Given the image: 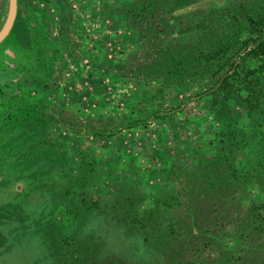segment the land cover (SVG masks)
<instances>
[{
	"label": "rangeland",
	"instance_id": "374dc122",
	"mask_svg": "<svg viewBox=\"0 0 264 264\" xmlns=\"http://www.w3.org/2000/svg\"><path fill=\"white\" fill-rule=\"evenodd\" d=\"M126 1L16 0L12 25L0 41V133L29 120L32 129L15 142L20 155L15 153L11 172L17 174L8 180L25 201L8 203L11 194L0 188V264H160L158 254L109 225L99 211L81 219L84 206L78 200L98 208L121 192L135 196L140 210L161 191L171 192L172 164L190 166L215 153L226 126L207 110L210 95H195L210 85L208 78L192 75L175 83L128 74L137 63L138 43L137 29L119 10ZM232 8L239 15L238 0H224L219 11L225 15ZM6 10L7 0H0V27ZM241 68L255 70L264 81V52L245 58L237 71ZM236 79L246 85L243 76ZM156 89L162 99H154ZM155 110L162 116L146 118ZM231 115L247 127L242 109L233 107ZM45 119L43 128L35 127ZM259 130L264 135V122ZM36 133L46 135L44 146L36 144ZM242 164L243 159L237 166ZM248 197L264 210V186H250ZM241 203L225 245H234L237 223L245 221L248 201ZM77 206L74 219L68 211ZM72 229L77 231L69 245L63 239ZM255 235L264 246V228ZM235 251L229 263L210 250L199 259L201 264H264L263 252L239 259Z\"/></svg>",
	"mask_w": 264,
	"mask_h": 264
},
{
	"label": "trees",
	"instance_id": "16d2710c",
	"mask_svg": "<svg viewBox=\"0 0 264 264\" xmlns=\"http://www.w3.org/2000/svg\"><path fill=\"white\" fill-rule=\"evenodd\" d=\"M177 1L181 4L176 5ZM223 5L224 0H130L119 5L130 25L137 29L138 59L135 67L127 69L128 74L162 77L175 83L192 75L208 78L210 85L195 95L209 94L207 110L226 126L218 133L212 158L190 166L172 164L173 189L169 193L161 191L145 208L138 210L135 196L121 192L98 208H89L83 198L78 200L84 206L78 212L80 218L99 211L107 216L109 225L123 229L133 241L158 254L160 264H201L200 255L208 250L224 254L226 263L233 259V249L234 257L239 259L241 255L264 253L255 235L264 228V210L249 203L252 200L248 197L250 186H264V135L259 130L264 122V81L255 75V70L237 71L245 58L264 52V0H238L239 15L233 8L222 15L219 10ZM189 16H195L192 23L181 25V20ZM240 76L245 80L244 87L235 83ZM153 94L154 99L163 98L161 89ZM233 107L244 111L246 128L232 117ZM145 116L162 115L155 110ZM30 121L0 133V188L6 187L11 194L5 199L13 202L10 204L25 201L20 197V188L8 180L17 174L11 172V162L20 155L15 142L28 136ZM45 121H36L35 127L43 128ZM45 138L36 133V144L44 146ZM241 159L244 164L238 167ZM242 201H248L244 206L245 221L240 222L241 226L237 223L240 229L232 239L234 245H225V234L240 212ZM51 206L49 201L43 208L47 211ZM74 209L78 206L68 213L75 219ZM259 210H263L260 217L255 213ZM76 231L72 229L63 242L71 245Z\"/></svg>",
	"mask_w": 264,
	"mask_h": 264
},
{
	"label": "water",
	"instance_id": "95a60500",
	"mask_svg": "<svg viewBox=\"0 0 264 264\" xmlns=\"http://www.w3.org/2000/svg\"><path fill=\"white\" fill-rule=\"evenodd\" d=\"M15 9H16V0H7V10L5 14L4 21L0 27V41L7 35L14 16H15Z\"/></svg>",
	"mask_w": 264,
	"mask_h": 264
}]
</instances>
